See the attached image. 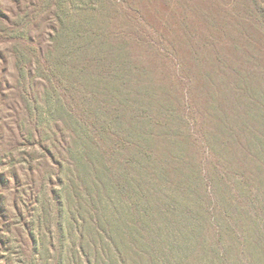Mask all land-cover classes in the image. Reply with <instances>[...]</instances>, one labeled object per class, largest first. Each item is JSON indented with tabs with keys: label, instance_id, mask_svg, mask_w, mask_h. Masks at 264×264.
<instances>
[{
	"label": "trees",
	"instance_id": "obj_1",
	"mask_svg": "<svg viewBox=\"0 0 264 264\" xmlns=\"http://www.w3.org/2000/svg\"><path fill=\"white\" fill-rule=\"evenodd\" d=\"M12 2L0 122L14 90L18 137L52 164V205L46 163L27 155L25 180L3 170L0 123V264H16L14 221L21 264L50 248L51 264H264V0H201L163 30L136 0H91L49 31L47 0Z\"/></svg>",
	"mask_w": 264,
	"mask_h": 264
},
{
	"label": "rangeland",
	"instance_id": "obj_2",
	"mask_svg": "<svg viewBox=\"0 0 264 264\" xmlns=\"http://www.w3.org/2000/svg\"><path fill=\"white\" fill-rule=\"evenodd\" d=\"M6 9L11 12L16 11V6L13 4V0H2ZM24 3L26 7V0H20ZM43 5L44 18L40 22L41 30L47 31V28L53 27L54 25V16L55 11L61 15H68L70 17V9H81L87 8L90 5L91 0H47ZM115 4H122L127 0H112ZM201 0H136L135 7L143 14L145 21V28L149 29L150 27H156L160 30H163V26L160 24H170V20H173L174 16L187 15L190 14V9L192 6H196L200 3ZM51 7V8H48ZM49 9V10H48ZM188 17V16H187ZM190 17V16H189ZM50 26V27H49ZM49 31V30H48ZM132 43H148V40L142 39L139 41H135V37H130L128 39ZM156 40V39H155ZM154 43V42H153ZM184 43V42H182ZM13 74V72H11ZM9 83L8 87L14 85L15 83ZM15 91L7 90L6 94V102L2 108L1 112V124L3 125V145L6 150H11L12 158L6 159L7 164H5L3 170L8 171L7 169H16L19 174L25 180V170L26 163L25 159L27 155H32L37 163H46L45 157L43 153L36 147L30 146L23 139L18 137V133L16 131V123L15 118H21L22 116V108L20 100L17 99ZM41 112V120L40 122L43 125H49L52 123L54 117L52 114V103L47 102L39 105ZM20 115V116H18ZM47 168H42V176H44L46 180V185H43L45 188L42 192V198L46 200L48 205L51 204L50 197L48 195L49 185L47 184L48 178L50 177V169H52V164L46 163ZM46 170V172H45ZM2 171V169L0 170ZM56 189V187H55ZM50 200V201H49ZM14 228L9 236L11 240V244L9 249L3 252V255H7L10 257L16 264H21L19 261L26 260L24 257L25 244L23 243L24 237L22 236V231L20 229L19 224L14 221ZM53 235V229L50 231V236ZM49 236V235H48ZM6 237V236H5ZM54 251L52 248L48 249L47 252H44V259L48 262L46 264L52 263V258Z\"/></svg>",
	"mask_w": 264,
	"mask_h": 264
}]
</instances>
